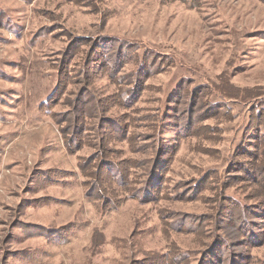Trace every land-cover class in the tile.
I'll list each match as a JSON object with an SVG mask.
<instances>
[{"label":"rangeland","instance_id":"rangeland-1","mask_svg":"<svg viewBox=\"0 0 264 264\" xmlns=\"http://www.w3.org/2000/svg\"><path fill=\"white\" fill-rule=\"evenodd\" d=\"M0 264H264V0H0Z\"/></svg>","mask_w":264,"mask_h":264}]
</instances>
